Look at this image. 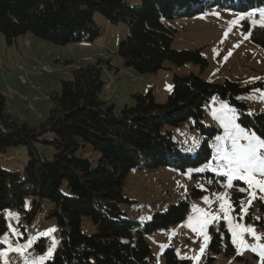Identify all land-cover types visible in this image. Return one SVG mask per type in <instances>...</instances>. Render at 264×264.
<instances>
[{"label": "trees", "instance_id": "obj_1", "mask_svg": "<svg viewBox=\"0 0 264 264\" xmlns=\"http://www.w3.org/2000/svg\"><path fill=\"white\" fill-rule=\"evenodd\" d=\"M262 5L264 0H139V4L132 0H0V32L9 43L26 32L63 45L93 41L102 33L94 20V13L100 12L111 22L128 27L119 47L123 65L148 73L163 68L166 60L178 65L187 61L207 65L200 49L173 48L176 28L171 21L201 14L210 7L249 12ZM244 22L251 29L252 40L264 47V27ZM102 65L101 58L78 63L72 78L61 80V90L52 95L54 105L40 126L13 116L0 91V156L5 158L3 152L20 145L28 154L21 173L0 167V238L7 228L2 213L6 208L22 211L28 195L50 200L54 207L49 216L56 219L61 240L44 264H92L93 260L96 264H154L146 235L183 222L190 203L182 200L170 204L145 222L135 219L122 208L134 201L123 191L129 172L167 165L194 170L207 162L209 139L217 129L203 119L205 105H214L216 97L221 100L217 106L226 101L236 109L240 125L264 133V79L242 82L231 77L213 82L200 74H176L166 101L160 103L154 90L134 94L133 103L115 114V105L105 106L100 97L105 84ZM256 92H261L257 98ZM188 120L202 135L196 149L179 145L172 131L164 129ZM39 143L53 146V154L40 151ZM13 157L9 154L6 158ZM196 175L201 173L194 172ZM205 175L208 188L193 187L192 196L220 188L226 180V176L213 172ZM36 208L37 201L27 215L29 219ZM84 217L91 220L96 231L83 230ZM217 230L202 264H214L216 255L244 261L223 222ZM165 254L167 264H178L173 248Z\"/></svg>", "mask_w": 264, "mask_h": 264}, {"label": "rangeland", "instance_id": "obj_2", "mask_svg": "<svg viewBox=\"0 0 264 264\" xmlns=\"http://www.w3.org/2000/svg\"><path fill=\"white\" fill-rule=\"evenodd\" d=\"M132 2L139 4V0ZM262 12L264 5L249 12L210 7L201 14L171 21L170 24L176 28L173 48L200 49L207 59V65L202 67L191 61L178 65L166 60L163 68L148 73H141L123 65L119 47L122 39L128 34V27L123 23L111 22L100 12L94 13V20L102 33L93 41L84 39L63 45L43 40L32 32H26L9 43L6 36L0 32V91L6 96L9 112L13 116L33 126H40L47 119L54 105L52 95L61 90V80L72 78V70L81 61H86L85 56L90 57L88 59L90 61L99 58L103 60L101 79L105 84L100 91V97L105 102V106L115 105V114H120L126 105L133 103L134 94H146L154 90L156 99L160 103L166 101L173 89L176 74H200L213 82H223L231 77L238 78L242 82L264 79V47L252 40L251 34L249 35L251 29L246 28L244 22L247 16L254 17L255 14H260L261 17ZM234 21L236 23H233ZM252 21L251 27L254 26ZM27 38L32 42H26ZM109 60L111 68L108 66ZM45 66L50 70L43 69ZM131 74L135 75V80L130 78ZM260 93L256 92L255 98ZM205 108L203 121L217 129L214 138L209 139L211 148L209 160L196 165L194 170L188 168L186 171L170 165L134 168L127 175L123 185L124 193L134 201L123 204L122 208L135 219L145 222L154 212L163 210L170 204H178L182 200L189 201V213L183 222L173 224L166 229H157L146 235L154 264H167L165 252L168 248L175 250L179 259L178 264H202L210 253L209 242L212 235L218 231L215 228L216 221L224 223L233 242L229 219L233 225L241 224L254 228L261 239L256 240L249 233L238 232L236 243L233 244L237 254L243 256L245 260L216 255L214 264H264V247H257L256 251L248 247L264 246V200L261 199L264 197V191L249 189L244 181L233 180V183L237 181L240 184L234 185L233 193L229 190L230 187L223 185L201 196L191 195L193 187L208 188L206 172L220 174L213 169H219V166L226 163L218 158L221 146L226 143L230 147L231 144L230 140L218 139L225 136L226 117L234 115L235 123L241 124L236 109L226 101L219 106L208 103ZM191 126L193 121L188 120L179 126H167L164 129L172 131V137L179 145L196 149L200 145L202 135L198 129ZM241 143L246 141L242 140ZM37 147L50 156L54 152V147L48 144L39 143ZM3 154L5 158L0 156V167L20 173L24 171L28 159L25 147L21 145L12 147ZM9 154L14 157L6 158ZM87 156L94 159L89 154ZM194 172H199L201 175L193 176ZM225 179L224 183L227 184L228 177ZM239 188H245L246 191L241 192ZM63 189L68 193L66 185ZM222 196L226 198L220 199L219 197ZM205 197L208 202L205 201ZM24 199L22 211L9 207L2 212L7 219V228L0 238V264H33V262L44 264L53 257L55 249L60 245L61 233L56 219L49 216V210L54 207V203L48 199H34L29 195ZM35 201H37L36 213L32 219H29L27 215L33 211ZM222 203L225 204L227 212L221 210ZM241 207L247 209L246 214L241 212ZM199 209L218 218L210 221L207 227L200 229V220L203 217ZM9 213L12 215L10 216ZM241 216L243 219L240 218ZM90 221L84 217L81 222L82 228L94 232L96 227ZM194 228L200 230L194 231ZM29 240H33L31 246H27ZM202 247L203 252H201ZM17 248H22V252L16 251ZM50 249L52 255L47 257ZM42 256L46 257L43 261L40 260ZM92 264L96 262L93 260Z\"/></svg>", "mask_w": 264, "mask_h": 264}, {"label": "snow or ice", "instance_id": "obj_3", "mask_svg": "<svg viewBox=\"0 0 264 264\" xmlns=\"http://www.w3.org/2000/svg\"><path fill=\"white\" fill-rule=\"evenodd\" d=\"M233 23H236L235 21ZM253 25L259 24L261 27H264V12L261 13V19L259 21L253 20ZM250 35V33H249ZM226 132L224 137H218L222 141H231L230 147L225 143L221 146L218 158L226 161L225 164L219 166V169H213V171H219L220 174L228 177L227 186L234 187L233 180L244 181L249 189H258L264 191V133L257 134L256 131L245 129L239 124L235 123V116H227L226 122L224 124ZM246 141V143H241V141ZM203 171V169H201ZM239 191H246L245 188H239ZM254 195V193H253ZM220 199H225V196L219 197ZM208 202L207 197L204 198ZM264 200V197L261 198ZM251 204V201H249ZM222 211L227 212L225 204L220 205ZM198 211L202 214V219L200 220V229L207 227L210 221L217 219L218 217L214 214H209L204 212L203 209ZM241 212L246 214L247 209L241 207ZM11 216L12 213H9ZM243 219V216L240 217ZM259 219V218H257ZM230 230L233 235V243H236V237L238 232L240 234L249 233L256 240H260L261 237L258 236L255 232V229L250 226H243L241 224H232V221H228ZM192 227V225H189ZM200 229L194 228V231H199ZM13 231H15L13 229ZM54 231V229L52 230ZM46 235V234H41ZM36 238H33V240ZM207 239V237H205ZM33 240L28 241L27 246H31ZM244 243L243 241H241ZM251 247L253 251L257 250V247H264L257 245ZM22 248H17L16 251L22 252ZM204 251V248H201V252ZM260 254V253H258ZM52 255L51 249L47 253V257ZM46 257H40V260L43 261ZM35 264V262H33Z\"/></svg>", "mask_w": 264, "mask_h": 264}, {"label": "built area", "instance_id": "obj_4", "mask_svg": "<svg viewBox=\"0 0 264 264\" xmlns=\"http://www.w3.org/2000/svg\"><path fill=\"white\" fill-rule=\"evenodd\" d=\"M255 19L259 20V19H260V16L257 15ZM246 20L248 21V20H249V17H247ZM84 59L86 60V62H88V61H89V62H92V60H91V61L88 60V59H90V57H88V56H87V58H86V56H85ZM43 69H45V70H50V69H48L46 66L43 67ZM134 76H135L134 74H131V77H130V78H132V79L135 80L136 78H135ZM108 88H109V90H110V85H109V84H108ZM109 90H108V91H109ZM214 101H215V103H214L215 106H217V105L221 102V100H220L219 97H216V99H214ZM262 103H264V102H262ZM11 157H12V156H10L9 158H11ZM232 189H235V187H230V189H229V190L233 193ZM216 225H217V227H218V226L220 225V223L217 222Z\"/></svg>", "mask_w": 264, "mask_h": 264}, {"label": "crops", "instance_id": "obj_5", "mask_svg": "<svg viewBox=\"0 0 264 264\" xmlns=\"http://www.w3.org/2000/svg\"><path fill=\"white\" fill-rule=\"evenodd\" d=\"M25 41H26V42H29V41H30V43L32 42V40H30V39H28V38H27Z\"/></svg>", "mask_w": 264, "mask_h": 264}]
</instances>
